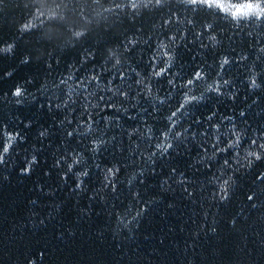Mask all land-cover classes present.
<instances>
[{
    "label": "trees",
    "instance_id": "16d2710c",
    "mask_svg": "<svg viewBox=\"0 0 264 264\" xmlns=\"http://www.w3.org/2000/svg\"><path fill=\"white\" fill-rule=\"evenodd\" d=\"M42 3L54 7L53 0ZM115 3L121 5L115 13L96 17L97 11L102 13L103 7ZM138 3L132 9L129 0H110L93 11L85 0H77V16L67 14L62 23L77 26L88 18L92 24L85 37L72 43L65 42L68 30L61 24L21 31L38 6L36 0L0 3V49L13 45L11 54L0 52V129L23 137L14 142L7 165L0 166V264H264V180L257 179L264 173V159L250 169L233 172L236 183L224 201L211 183L219 164L209 169L206 159L201 162L212 152L213 124L220 125V133L236 125L244 134L241 155L250 138L264 131V87H249L253 76L264 84V25L252 20L237 23L218 9L187 5L182 0H165L160 6L153 2L147 7L144 0ZM81 8L83 17L79 16ZM206 24L213 28L206 30ZM213 35L216 41L210 39ZM128 40L137 43L121 56L123 63L113 68L106 61L108 49L118 47L123 52ZM161 44L168 48L161 49ZM85 49L94 57L82 62ZM164 50L173 53V66L168 76L154 78L152 65L165 66L162 61L166 60L154 57ZM25 57H30L28 63H23ZM224 58L229 63L221 69ZM197 70L207 73L209 83L228 79L231 84L222 89V96L206 93L204 101L191 106L189 116L173 130L188 128L184 146L158 156L152 173L140 153L155 149L138 135L129 139L128 133L133 128L146 132L151 125L152 145L158 142L168 123L163 117L182 101V91L171 89L167 80L179 72L180 77L175 78L179 83ZM94 74L100 80L89 84L88 78ZM69 75L72 79L67 84H59ZM137 79L151 82V97L135 84ZM17 85L26 89L24 97L11 95ZM69 87L73 89L71 99ZM102 87L104 91H100ZM119 87L136 99L117 96L114 100L120 111L104 108L105 101L98 97L107 99L112 95L107 89ZM89 92L96 95L88 96ZM160 98L165 104L159 103ZM16 99L22 103L16 104ZM86 103L96 121L92 138L108 141L95 153L88 151L90 139L76 134L88 119ZM212 112L216 115L208 121ZM197 117L199 124L193 123ZM44 130L47 135L41 137ZM68 131L74 135L67 136ZM230 139V135H222L221 146ZM73 154H80L82 163L68 172ZM33 155L37 160L31 171L22 173ZM221 155L236 159L233 150ZM108 167L121 169L114 178L115 193L104 188ZM82 170L89 175L74 174ZM132 175L138 180L130 186ZM80 179L84 185L77 189ZM180 180L185 183H178ZM250 195L254 196L251 201ZM141 207L146 210L138 222L125 228L124 223Z\"/></svg>",
    "mask_w": 264,
    "mask_h": 264
},
{
    "label": "snow or ice",
    "instance_id": "6c2138e0",
    "mask_svg": "<svg viewBox=\"0 0 264 264\" xmlns=\"http://www.w3.org/2000/svg\"><path fill=\"white\" fill-rule=\"evenodd\" d=\"M86 3H88L92 10L95 11L96 7H103L104 4L110 3V0H85ZM142 2V0H141ZM154 4L156 6H160L162 3L165 2V0H160V3H156L155 0H153ZM183 3L187 5L185 0H182ZM0 3H2V0H0ZM54 8L61 9L63 8V12H58L53 17L49 18L44 15H40L38 18H34L35 27L28 28L27 30H21L22 32L27 31H33L36 30L38 27H43L46 24L53 23V24H61V26L67 28L68 31H72L74 36H76V42H79L81 38L85 37L88 32H85L83 34L78 33L75 31L76 27L73 25L71 28L68 27V25H64L62 22L66 19L67 14H71L72 16H77V0H53ZM130 7L132 9H136L140 6V3H137L136 0H129ZM245 4H251L252 7H260L264 8V4L257 5L256 0H240L238 3H233L231 0H228V2H225V0H214L212 3H199L196 5L204 6L208 9H218L220 12H223L226 14V17H232L233 12L236 9H243ZM144 7H147L143 3ZM36 8V7H35ZM121 8V5L119 3H115L112 7H103L102 13L99 12L97 15L101 16L103 13H115V9ZM84 12L81 8L79 10V16L83 17ZM34 17V13L32 14V17ZM237 20L242 21L245 20L241 16L236 17ZM91 20V19H89ZM247 20L252 21H259L262 25H264V16H260L257 18L256 14L254 12H249ZM38 21V24H37ZM189 23H193L192 21H189ZM206 30H211L213 28L212 24H206L205 26ZM202 34V33H201ZM175 37H172V40H175ZM212 41H216V37L213 35L210 37ZM137 43L136 40H128L123 45V52L119 50V48H111V51L108 52L106 61L112 63L113 68H117L120 66L123 61L121 59V56L125 53H128L132 50V48ZM161 49H167L168 45L161 44ZM13 50V45H9L7 48L0 49V52L11 54ZM261 51H264V48L261 49ZM165 57L166 60H163L162 63L165 66L158 67L155 63L152 65L153 71L151 73V76L154 78H164L169 75V70L173 66V60L175 59L173 53L164 50L161 53L157 54V57H154V60L160 59V57ZM94 57V53L90 49H85L83 54V60L82 62H87L88 60L92 59ZM30 60V57H25L23 63H28ZM229 63V60L227 58H224L220 64L221 69L224 68L225 65ZM135 71V69H133ZM6 75H11V73H6ZM137 77L140 76V73H136ZM219 76L220 74L217 73ZM176 77H180V73L177 72L173 74L172 79L167 80V84L170 86L171 89H179L182 91V101L173 109L170 111V114L166 117H163L168 123L164 131L160 133V138L158 142H156L154 145H152V139H153V128L151 125H147V131L144 132L139 128H133L131 132L128 133L129 139H132L134 136H140L145 143L149 144L151 148H154L155 150H149L146 153L141 152L140 156L143 158L144 163L149 166L152 173L156 172V168L153 167L157 163V157H164L168 155L173 149H176L177 151L182 148L187 140V137L185 136V133H187L188 128H184L183 131H173L174 129H178L180 126V122L185 117L189 116V110L193 104H199L201 101L205 100L206 93H215L217 97H220L223 95L222 89L224 87H227L231 84V81L228 79L221 80H213L212 82H207V73L201 70L194 71L190 75L182 78L179 83L176 81ZM72 76L69 75L66 79H61L59 81V84L64 85L67 84L68 80H71ZM120 79L124 80V74L120 73ZM100 76L98 74H94L88 78V83L91 84L94 81H99ZM81 83H83L81 81ZM135 84L139 85L141 88V91L144 93L145 96L151 97L153 93V87L151 82L146 83L144 79H137L135 81ZM250 88L253 89H259L264 87V84L258 83L256 76H253L250 80ZM86 88V86H85ZM108 91L112 92V95L107 97V99L104 96H99L98 99L100 101H105L104 108L107 109H114L115 111H120V107L115 102L114 98L119 96L124 98L125 100L131 98L133 100L136 99L135 96L129 97V91H125L122 87L113 89L108 88ZM73 89L69 87V99H71ZM100 91H104V88H100ZM197 92L199 94H197ZM26 94V89L22 88L20 85H17L15 89L12 91L11 95L16 98L24 97ZM95 93H88V96H95ZM88 96L85 97V100L88 99ZM167 96L171 98L172 92L169 91L167 93ZM16 104H21V99H16ZM159 103L161 105L165 104V100L163 98L159 99ZM255 103V101H253ZM68 101H64V105L67 106ZM72 104H75V101H72ZM57 108L61 107L60 104L55 105ZM89 104L84 105V111L88 115V119L82 121L80 127L81 131L76 133L80 137H88L90 139V147L88 148V151L90 152H99L103 145L108 143V141L100 138H92L95 135V129L93 128V124L96 123L95 120L92 119V113L88 112ZM92 108H97L98 104H91ZM155 108V105L153 106ZM169 108H171V105H168ZM75 111V108L72 109ZM159 110V109H156ZM147 111V110H145ZM216 115L215 112H212L211 115L207 116L206 119L208 121H211L213 117ZM241 116L244 115V112L240 113ZM118 119V118H117ZM224 119L231 120V117H224ZM69 124L72 123V120L67 121ZM63 123V121H61ZM107 123V122H106ZM193 123L199 124L200 119L197 117L195 120H193ZM191 127V124L188 126ZM212 127L215 129V132L213 133V140L214 142L211 144V155H206L202 158V161L206 159L208 163L206 164V167L211 169L215 167L217 164H219V170L218 174L216 172H213L212 174V180L211 183L215 184L218 191L217 195L219 196V199L221 201L227 200L229 198L230 189L233 185H235L236 181L233 176V172H239L241 168L247 167L252 168L253 165L264 159V131H260L258 136H254L250 138L249 147L245 149L244 154L241 155L239 149L242 144V140L244 139V134L237 129L236 125L233 124L230 129H228L225 133H220V125L219 124H213ZM47 135V131H41L40 136L44 137ZM74 135L73 131H68L67 136L72 137ZM195 136V134H193ZM222 135H230L232 139L228 140L226 143H224V146H221V136ZM0 137H6V140L0 139V166L7 165V157L10 154V150L13 148L14 142H16L17 138L19 137L21 140L23 137H20L19 132L12 133L8 131H3L0 129ZM205 137V145L207 144L208 140V133H204ZM135 143V141H133ZM230 150H233L235 152L236 159L231 160L227 156H222L221 154L228 153ZM208 152V148L205 147V153ZM218 157H220L218 159ZM66 159V158H62ZM222 159V163H221ZM37 160V157L33 155L31 157V161L24 167L21 168V172L24 174H27L31 171V165L34 164ZM246 162V163H245ZM57 163L59 164L60 161L58 160ZM82 159L80 154H73L72 156V162L67 165L68 172H73L74 167L81 164ZM238 165L239 167L233 168V165ZM98 166V165H97ZM121 171L119 167H108L105 169V175H104V188H109L113 193H115L117 189V184L114 182V178L118 175V173ZM173 173L176 172V169L173 168L171 170ZM78 177H87L89 175L87 170H82L79 172L74 173ZM144 175L143 169H141L139 176L142 177ZM182 175V174H181ZM231 177V179H229ZM257 179L264 180V173H261L257 176ZM138 177L136 175H132L129 179L128 183L131 186L134 181H137ZM180 184H184V180L177 181ZM140 184H143V180H139ZM82 185H84V180L80 179L77 184L76 188L81 189ZM221 185H225V188H221ZM185 191L188 193L189 196L192 195L191 192L188 191L187 187H185ZM139 193H134V196H138ZM248 199L251 201L254 199L253 195L248 196ZM33 203H35L33 201ZM253 207H255V204H253ZM146 209L141 207L136 210L135 215H132L131 219L127 221V223H124V227L127 228L129 224L133 223L134 221L138 222V218L144 214V211ZM131 212V208L128 210ZM123 223V221H121Z\"/></svg>",
    "mask_w": 264,
    "mask_h": 264
},
{
    "label": "clouds",
    "instance_id": "9594fccd",
    "mask_svg": "<svg viewBox=\"0 0 264 264\" xmlns=\"http://www.w3.org/2000/svg\"><path fill=\"white\" fill-rule=\"evenodd\" d=\"M136 2L138 3L139 0H136ZM155 2L158 4L160 3V0H155ZM185 2L188 4L196 5L199 3H212L214 2V0H185ZM36 3L38 4V6L34 10V17L29 19L27 23L21 25V30H27L28 28L35 27L34 18H38L40 15H44L46 17L51 18L54 15H56L58 12H63V9H57L54 7H45L44 4L42 3V0H36ZM152 3L153 0H144V4L146 6ZM256 3L257 5L264 4V0H256ZM249 12H254L257 18H259L260 16H264V8H260V7L254 8L252 7L251 4H245L243 9L238 8L233 12L231 19L239 23V20H237L236 17L241 16L242 13V17L245 20H247ZM97 13H99V11L95 13L96 17L98 18L99 15H97ZM91 24H92V20H89L88 18H84L83 23H80L79 21L76 23L77 27L75 31L81 34L88 32L89 25ZM72 26L73 24L68 25L69 28H71ZM73 41H76V36H74L72 31H68V34L65 36V42L72 43ZM110 51L111 48L108 49V52ZM229 179H231V177ZM221 188L222 189L225 188V185H221Z\"/></svg>",
    "mask_w": 264,
    "mask_h": 264
}]
</instances>
